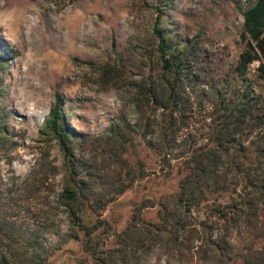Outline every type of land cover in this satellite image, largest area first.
I'll return each instance as SVG.
<instances>
[{
	"label": "rangeland",
	"instance_id": "1",
	"mask_svg": "<svg viewBox=\"0 0 264 264\" xmlns=\"http://www.w3.org/2000/svg\"><path fill=\"white\" fill-rule=\"evenodd\" d=\"M254 4L255 0H0V53H7L0 65V126L9 134L0 144L4 157L0 188L4 202L6 196L19 199L9 212L12 218L25 229L38 231L46 241L47 264H78L81 258L78 244H63L70 225L65 210L55 211L66 179L63 154L56 142L39 136L57 96L63 99L66 124L87 137L84 154L75 151L77 158L101 169L106 179L128 171L122 160L136 168L142 164L147 173L146 179L102 213L119 233L132 219L134 205L148 199L171 204L178 190L176 170L168 180L143 140H137L136 152L130 149L128 153L102 140L114 120L134 123L135 82L160 73L155 28L165 29L173 43L192 52L186 84L195 114L181 142L199 147L209 142L215 119L213 97L206 94L216 91L233 98L252 89L264 100L259 62L247 76L240 77L235 70L245 50L243 15ZM105 67L119 73L108 76ZM241 142L233 150L239 156L264 151V125L246 131ZM241 171L244 174L234 164L222 166L219 179L227 192L212 197L217 205H239L241 216L228 209L225 223L215 216L209 218L205 209L197 215L199 223L208 222L214 228V239H226L222 261L215 252L204 261L199 249L183 262L171 260L169 264H264V185L257 184L255 190L249 187L247 177L256 173L246 165ZM25 180L43 182L45 192L21 201ZM159 205L144 210L142 218L158 223ZM53 208L51 227L45 229L46 215ZM114 241L111 237L108 244ZM167 261L164 258L162 264Z\"/></svg>",
	"mask_w": 264,
	"mask_h": 264
},
{
	"label": "trees",
	"instance_id": "2",
	"mask_svg": "<svg viewBox=\"0 0 264 264\" xmlns=\"http://www.w3.org/2000/svg\"><path fill=\"white\" fill-rule=\"evenodd\" d=\"M161 14L157 17L158 25ZM243 16L245 50L240 54L235 70L244 77L251 71V66L259 62L257 72L264 81V0H255ZM154 32L159 41L160 73L157 77L144 75L135 82L134 123L128 124L122 118L114 120L102 140L109 146L119 145L123 152L128 153L130 149L137 151L140 146L137 140L141 139L158 158L168 180L174 178L176 170L178 190L173 194L171 204L159 205L148 199L134 205L132 219L118 233L115 223L104 219L102 213L134 184L147 178L143 165L136 168L122 160L128 171L125 174L118 171L114 178L106 179L101 175V169L77 158L75 151L84 154L83 145L87 143V137L76 134L66 124L60 95L39 131L40 138L56 142L63 154L61 168L66 179L55 211L65 210L70 225L63 244L76 243L81 247L78 264H162L164 258L169 264L171 260L183 262L186 256L199 249L204 254V261L210 260V253L215 252L221 262L226 239H214V228L208 222L199 223L197 217L205 209L209 218L215 216L226 223L229 220L228 209L236 210L234 214L237 217L242 214L239 205L226 207L212 202L215 194L227 192L219 179L220 169L234 164L242 174V166L246 165L256 173L253 178L248 175L247 185L254 190L259 188L257 184L264 185V151L250 153L241 149L244 155L233 153L237 145L242 146L246 131L253 132L264 125L262 97L256 96L252 89L241 97L233 98L216 91L206 94L212 95L211 102L215 107L209 142L199 147L183 146L181 140L184 132L190 129V121L195 114L186 84L191 75L192 52L187 51V46L173 43L165 29L156 27ZM6 54L0 53V65L5 62ZM103 72L108 76L119 73L109 67H105ZM8 138L7 130L0 126V144ZM3 158L0 148V166ZM22 185L24 195L20 200L25 202L31 197L38 198L46 190L42 189L43 182L37 184L25 180ZM2 195L0 188V264H47L48 259L44 255L46 241L38 231L18 224L9 213L19 199L6 196L4 202ZM158 205V223L145 221L143 211ZM52 210L54 208L47 213L48 219L43 223L45 229L51 227ZM111 237H115V241L108 244ZM156 254L158 256L153 261Z\"/></svg>",
	"mask_w": 264,
	"mask_h": 264
}]
</instances>
